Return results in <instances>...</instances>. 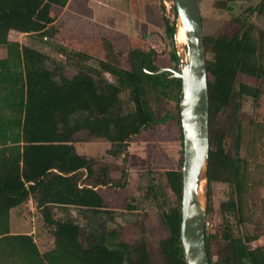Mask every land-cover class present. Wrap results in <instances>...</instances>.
I'll use <instances>...</instances> for the list:
<instances>
[{"label": "trees", "instance_id": "16d2710c", "mask_svg": "<svg viewBox=\"0 0 264 264\" xmlns=\"http://www.w3.org/2000/svg\"><path fill=\"white\" fill-rule=\"evenodd\" d=\"M173 10L176 18L165 27L175 42V6ZM259 11L264 12V0ZM66 14L93 19L95 10L91 0H0V46L9 50V57L0 61V264H157L145 238L131 245L119 240L117 230L104 228L86 233L83 242L82 226L73 219H55L53 209L75 208L85 217L90 214L87 219L112 214L120 206L134 210L126 205V183L115 181L96 157L80 154L77 144L107 141L111 156L125 154L133 138L166 123L151 100L165 98L174 102L184 147L182 81L153 75L158 59L152 60L127 35V53L114 34L88 36L84 42L83 30L69 29L62 21ZM21 36H27V44H21ZM41 44L62 59L73 55L97 66L79 65L69 78L63 61H55ZM204 46L210 92L208 187L222 183L231 188L229 199L219 206L217 231L206 232L209 258L211 264H264V248L244 213L246 174L239 157L228 150L232 127L221 119L235 94L254 100L261 96L263 47L253 25L239 16L215 35L204 36ZM174 61L176 49L169 53V62ZM125 90L127 102L121 98ZM149 154L175 197L160 207L159 264H187L181 243L184 155L176 159L159 143L150 145ZM158 190L150 184L148 195L159 200ZM31 201L53 230L55 247L44 254L32 235L11 232V211Z\"/></svg>", "mask_w": 264, "mask_h": 264}, {"label": "rangeland", "instance_id": "374dc122", "mask_svg": "<svg viewBox=\"0 0 264 264\" xmlns=\"http://www.w3.org/2000/svg\"><path fill=\"white\" fill-rule=\"evenodd\" d=\"M166 1L168 4L164 0H91V6L95 10L93 19L66 14L62 21L69 29L83 30L84 42L90 39L88 36L114 34L123 44L122 49L126 53L130 50L126 41L129 37L131 42L134 41L133 45L138 47L140 44L144 51L150 53L153 56L152 60L158 59V70L169 68L180 71L179 60L169 62V53L174 52L177 46L167 34L165 22L172 23L176 16L173 0ZM239 1L242 0H200L204 36L215 35L234 17H245L248 23L253 25L254 36L263 47L264 53V12L259 11L263 0H252L248 6H238ZM227 7H231V10ZM126 35L127 38L124 37ZM20 42L22 45L27 44V36H21ZM41 48L55 61H63L65 75L69 78L78 73L79 65L87 68L97 66L93 61H79L73 55L68 59H62L55 49L49 48L46 44H41ZM183 49L185 50L183 55L186 56V45ZM8 57V48L1 45L0 61ZM209 58L213 59L211 55ZM121 60L125 64L126 56ZM48 67L53 69L54 65L49 63ZM105 78L109 82H116L109 74H106ZM121 98L124 102L129 101V91H123ZM151 100L158 117L165 119L166 123L133 138L125 154L119 157L111 156L109 151L112 146L107 141L77 144V151L80 154L96 157L99 166L110 169V175L115 181L126 183L127 188L124 192V196L128 197L126 205H132L134 210L120 206L113 210L112 214L102 213L95 218L87 219L90 214L85 217L78 209L55 207L53 216L55 219H73L79 223L82 226L80 238L83 242L86 241V233L104 228L117 230L119 240L131 245L145 238L159 264L160 207L163 200L168 198L174 201L175 197L168 188L160 168L152 162L149 148L151 144L159 143L170 156L181 159L184 147L173 110L174 102L168 103L165 98L162 102H158L157 98ZM221 119L232 127L227 140L228 150L235 155L234 157H239L246 174L244 213L247 225L257 237L259 245L264 248V82L261 96L257 100L235 94L230 109ZM150 184L159 188V200H155L153 195H148ZM230 194L231 188L227 184L213 183L210 189L207 185V229L211 233L217 231L221 221L220 203L228 200ZM210 207L211 213L208 214ZM11 232L32 235L42 254L55 247L53 230L46 225L42 212L32 201L11 211Z\"/></svg>", "mask_w": 264, "mask_h": 264}, {"label": "water", "instance_id": "95a60500", "mask_svg": "<svg viewBox=\"0 0 264 264\" xmlns=\"http://www.w3.org/2000/svg\"><path fill=\"white\" fill-rule=\"evenodd\" d=\"M173 4L177 9L175 43L181 69L164 68L152 74H167L170 79L182 81L180 110L184 162L181 243L187 264H211L206 241V191L204 195L199 192L203 180L208 185L211 149L210 92L202 7L200 0H173ZM179 22L187 35V57L181 53L176 42Z\"/></svg>", "mask_w": 264, "mask_h": 264}, {"label": "bare ground", "instance_id": "6f19581e", "mask_svg": "<svg viewBox=\"0 0 264 264\" xmlns=\"http://www.w3.org/2000/svg\"><path fill=\"white\" fill-rule=\"evenodd\" d=\"M176 42H177V45L179 47V50L183 54L185 51L183 49V47H185V45H187V35H186L185 29H184L183 25L181 24V22H179V31L177 34ZM206 185H207V181L203 180L201 183V186L199 188L200 195H204V193L206 191Z\"/></svg>", "mask_w": 264, "mask_h": 264}, {"label": "flooded vegetation", "instance_id": "af4514ba", "mask_svg": "<svg viewBox=\"0 0 264 264\" xmlns=\"http://www.w3.org/2000/svg\"><path fill=\"white\" fill-rule=\"evenodd\" d=\"M252 0H242L238 2V6H248Z\"/></svg>", "mask_w": 264, "mask_h": 264}, {"label": "built area", "instance_id": "2783aa9c", "mask_svg": "<svg viewBox=\"0 0 264 264\" xmlns=\"http://www.w3.org/2000/svg\"><path fill=\"white\" fill-rule=\"evenodd\" d=\"M164 2H165L166 4H168V2H167L166 0H164Z\"/></svg>", "mask_w": 264, "mask_h": 264}]
</instances>
